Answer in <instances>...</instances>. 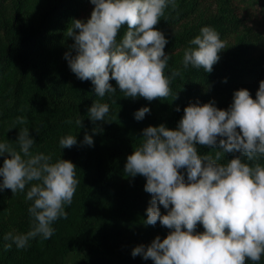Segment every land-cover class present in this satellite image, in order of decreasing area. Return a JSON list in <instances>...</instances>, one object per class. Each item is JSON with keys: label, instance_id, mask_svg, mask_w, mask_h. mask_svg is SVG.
<instances>
[{"label": "trees", "instance_id": "1", "mask_svg": "<svg viewBox=\"0 0 264 264\" xmlns=\"http://www.w3.org/2000/svg\"><path fill=\"white\" fill-rule=\"evenodd\" d=\"M175 3V9L171 5L165 9L155 28L168 41L164 51L171 57L165 75L175 68L181 69L182 76L170 81L168 97L148 101L125 98L115 80L110 84L116 93L99 98L91 80L81 81L71 71L65 53L75 41L65 32L73 19H90L95 7L91 0H0V143L7 141L19 151V129L27 128L35 140L30 151L51 155L53 163L71 161L79 181L72 204L64 207L67 219L53 222L50 239L37 236L24 249L14 243L6 248L12 242L4 240V235L30 230L32 201L25 198L27 187L14 196L11 189L0 190V264H154L151 259L133 257V249L150 245L156 236L163 240L172 230L159 221L145 225L152 199L145 191L146 178L128 177L124 172L127 157L143 142V129L163 124L176 130L184 109L197 101L203 105L214 100L217 108L227 110L240 89L249 90L255 99L264 80V0ZM205 26L220 34L226 49L219 53L211 73L191 66L184 69V50L194 47L189 41ZM126 31L127 25L122 26L118 42ZM96 100L109 105L106 121L93 123L88 115ZM143 107L150 112L138 121L134 114ZM17 117L25 122L17 123ZM78 119L83 127L77 126ZM97 128L102 131L94 132ZM85 133L92 135L93 146L82 143ZM69 134L77 137V144L62 149L59 141ZM196 147L201 155L214 156L222 150L218 144L213 149ZM239 155L222 154L217 163ZM6 157L0 156V167ZM259 162L264 165V158ZM180 171L187 180L186 170ZM161 213L167 214L163 206ZM196 231L205 229L198 224ZM245 264L254 262L246 258ZM255 264H264V255Z\"/></svg>", "mask_w": 264, "mask_h": 264}, {"label": "clouds", "instance_id": "2", "mask_svg": "<svg viewBox=\"0 0 264 264\" xmlns=\"http://www.w3.org/2000/svg\"><path fill=\"white\" fill-rule=\"evenodd\" d=\"M91 3L95 7L90 19H73L65 32V37L75 41L65 53L71 71L81 81L91 80L99 98L116 93L110 80L117 82L125 98L153 101L168 97L170 81L182 72L174 68L165 75L171 57L164 51L168 41L155 26L165 9L170 5L176 8L175 0ZM124 25L127 31L118 42ZM189 44L194 47L184 50L183 68H202L206 73L213 71L219 53L226 49L211 26L202 27ZM108 112L109 105L96 100L88 115L95 123L106 121ZM149 112L150 108L143 107L136 111L135 119L143 120ZM16 122L23 124L25 118L17 117ZM76 124L83 127L82 120ZM19 130V151L7 141L0 143V156L7 154L0 167V190L11 189L14 196L27 187L25 198L32 201L28 208L30 230L4 235V240L12 242L6 248L14 243L17 249H24L37 236L50 239L53 222L67 219L64 207L72 204L79 181L71 161L53 163L51 155H34L30 149L35 140L29 129ZM142 140L127 157L124 172L128 177L146 178L145 191L152 199L145 225L155 226L159 221L172 231L163 240L156 236L150 245L137 246L133 257L139 255L154 264H245L246 258L254 264L260 261L264 255V165L259 162L264 158V80L255 99L249 90L240 89L234 92L227 110L217 108L214 100L203 105L197 101L184 109L176 130L163 124L149 126L143 129ZM82 143L93 146L92 135L85 133ZM76 144L77 137L70 134L59 141L62 149ZM197 144L210 149L218 144L222 150H216L214 156L201 155ZM231 152L241 155L217 163L222 154ZM181 169L186 170L187 180ZM161 206L167 214L162 215ZM198 224L204 232L197 233Z\"/></svg>", "mask_w": 264, "mask_h": 264}]
</instances>
